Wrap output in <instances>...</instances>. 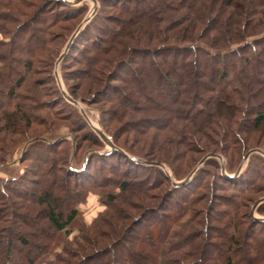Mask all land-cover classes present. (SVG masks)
Returning a JSON list of instances; mask_svg holds the SVG:
<instances>
[{
  "label": "trees",
  "instance_id": "obj_1",
  "mask_svg": "<svg viewBox=\"0 0 264 264\" xmlns=\"http://www.w3.org/2000/svg\"><path fill=\"white\" fill-rule=\"evenodd\" d=\"M87 8L0 0V264H264V154L221 170L264 151V0H98L59 64L121 150L53 73Z\"/></svg>",
  "mask_w": 264,
  "mask_h": 264
},
{
  "label": "rangeland",
  "instance_id": "obj_2",
  "mask_svg": "<svg viewBox=\"0 0 264 264\" xmlns=\"http://www.w3.org/2000/svg\"><path fill=\"white\" fill-rule=\"evenodd\" d=\"M82 2H84L85 3V5H87V10L85 11V13H84V16L82 17V19L79 21V23L83 20V18L86 16V15H88L91 11H92V8H93V5H94V3H93V1L92 0H82L81 2H79V3H77V4H80V3H82ZM97 6H98V0H97ZM114 11V9L112 8V7H110V6H106L105 8H104V13H109V12H113ZM78 23V24H79ZM77 24V25H78ZM76 25V26H77ZM76 28V27H75ZM74 28V29H75ZM74 31V30H73ZM60 54V53H59ZM59 54H58V56H59ZM57 56V57H58ZM57 57H56V59H55V62H54V66H53V73H54V77H55V80H56V84H57V86H58V88L59 89H63V90H65V92L68 94V92L66 91V87H65V84H64V81L62 80V69H63V67L62 66H60V64H59V62H60V60L58 61V63H56V60H57ZM65 62H67V64L64 66V69H66V70H68V71H72L73 69H75V66H76V64L75 63H73V65H72V62H71V57H69ZM63 92V91H62ZM63 95H64V93H63ZM69 95V94H68ZM70 96V95H69ZM64 97L67 99V97L64 95ZM73 98V97H72ZM68 100V99H67ZM77 101H78V103H79V105H76L78 108H79V110H80V107L84 110V112L86 113V116H87V118H88V123L89 124H91V126L93 125V126H96V127H99L100 129H101V127H100V125H99V122H98V112H97V110L93 107V106H91V105H88V104H85V103H82V102H80V100L79 99H76ZM68 101H70V100H68ZM71 102V101H70ZM71 103H73V102H71ZM74 104V103H73ZM81 112V111H80ZM82 113V112H81ZM83 115V114H82ZM84 116V115H83ZM92 126V127H93ZM94 128V127H93ZM95 129V128H94ZM65 130V128H62V131H64ZM102 130V129H101ZM104 131V130H103ZM261 131H263V132H261ZM105 132V131H104ZM106 133V132H105ZM256 137H262V140L264 141V135H263V133H264V126H262L261 127V130H260V132H258V131H256ZM106 135H108L107 133H106ZM99 136V135H98ZM109 136V135H108ZM100 137V136H99ZM110 137V136H109ZM101 138V137H100ZM258 138V139H259ZM102 139V138H101ZM102 141L104 142V146L101 148V150H107V149H111L110 148V145L109 144H107L103 139H102ZM223 141V140H222ZM224 142V141H223ZM114 143V142H113ZM24 147H25V144H21V145H19L12 153H11V155L8 157V160L5 162V163H0V177H2V178H9V177H12V176H17V175H20L22 172H23V170H24V166H25V164H27V163H29V160H26L25 161V163H22L20 160H19V156H20V154H21V152L24 150ZM251 148H259V147H251ZM251 148H249V149H251ZM112 149H115V148H112ZM121 149V148H120ZM248 149V150H249ZM259 149H261V148H259ZM100 150V149H99ZM100 150V151H101ZM247 150V151H248ZM262 150V149H261ZM246 151V152H247ZM245 152V153H246ZM254 152V151H253ZM257 152H260V153H262V154H264V151L262 150V151H257ZM250 153H252V152H250ZM249 153V154H250ZM249 154H248V156H249ZM204 155H202L201 157H200V159L203 157ZM248 156L246 157V158H243V156H242V158H241V160H240V162H239V164L240 163H242V166H241V169H242V167L246 164V161H247V158H248ZM218 157V159L221 161V162H223L224 160H223V158L219 155V156H217ZM200 159L197 161V163L199 164V161H200ZM203 162V161H202ZM202 162L200 163V164H202ZM122 163H124V164H122V167H125V161L123 160V162ZM239 164H238V166H239ZM30 165V164H29ZM96 165H97V163H96ZM95 165V166H96ZM237 166V167H238ZM33 167H36V166H33ZM162 168H164L165 170H167L169 173H170V171L163 165V167ZM222 169V168H221ZM237 169V168H236ZM240 169V170H241ZM90 170L91 171H94V166L92 165L91 166V168H90ZM192 172V171H191ZM235 172V171H234ZM233 172V173H234ZM183 179V178H182ZM178 180H180V179H178ZM263 196V195H262ZM261 197V196H260ZM260 197H258V198H260ZM257 198V199H258ZM100 198H99V196L97 195V194H95V193H88L87 194V196H86V200L84 201V202H80L77 206H78V208L80 209V211H81V213H82V217H83V219H84V221L87 223V222H89L96 214H97V212L99 211V210H101L103 207H104V204L99 200ZM254 203V202H253ZM253 203H252V205H253ZM252 205H251V207H252ZM62 207H63V204H62ZM256 207H257V205L254 207V212H253V214L256 216V217H258V218H261V217H264V215H261V214H259V213H257V211H256ZM74 232H76V230H73V232L70 234V237H71V235L74 233ZM16 242V241H15ZM17 243V242H16ZM13 251V250H12ZM49 257H52V255H50Z\"/></svg>",
  "mask_w": 264,
  "mask_h": 264
},
{
  "label": "water",
  "instance_id": "obj_3",
  "mask_svg": "<svg viewBox=\"0 0 264 264\" xmlns=\"http://www.w3.org/2000/svg\"><path fill=\"white\" fill-rule=\"evenodd\" d=\"M66 1L69 2L70 4H77V3L81 2L82 0H66ZM92 1H93V3H94L93 8H92V11H91L88 15H86V16L83 18V20H82V21L76 26V28L74 29V31L72 32V34H71L70 37L68 38L67 42L65 43V45H64V47H63V50L60 52L59 56L57 57L56 63H58V61L62 58L63 54H64V53L66 52V50L68 49L69 44H70L71 40L73 39L74 35L76 34L77 30H78L82 25H84L85 22L88 21L89 18H90V17L93 15V13L95 12V10H96V8H97V0H92ZM62 91H63L64 95L67 97L68 100H70L71 102H73V103L76 104V105H79V103H78V101H77L76 99H74V98H72L71 96H69V95L65 92V90L62 89ZM80 111L82 112V114L84 115V117L88 120V118H87V116H86V113L84 112V110H83L81 107H80ZM92 126H93V125H92ZM93 127L97 130L98 135H99V136H100V137H101V138H102L107 144L110 145V148H111V149H112V148H116V149L121 150L118 146H116V145L113 143V141L111 140V138H110L108 135H106V133H105L103 130H101L99 127H96V126H93ZM253 151H262V150L259 149V148H251V149H249V150L244 154L243 158H246V157L248 156V154H249L250 152H253ZM213 155L219 156V155L214 154V153H208V154H205V155L200 159L199 164H200V163H201L206 157H208V156H213ZM150 163H154V164H157V165L163 167V164H162L161 162L151 161ZM241 166H242V163L239 164V166L237 167L236 171H235L233 174H229V173H227V172L224 170V167H223V166H222V169H221V170H222V173H223V174L228 175V176H232V175H234V174H237V173L240 171ZM166 173L170 176V173H169L167 170H166ZM192 173H193V171L190 172L187 176H185L183 179H180V180L172 179L173 184H177V185H178V184H181V183L185 182V181L191 176ZM263 200H264V195L261 196L260 198H258V199H256V200L254 201V203H253V205H252V207H251V212H252V213L254 212V207H255L258 203H260L261 201H263ZM255 217H256V216H255ZM261 218L264 219V217H261Z\"/></svg>",
  "mask_w": 264,
  "mask_h": 264
}]
</instances>
